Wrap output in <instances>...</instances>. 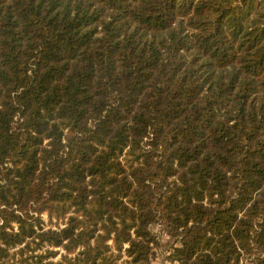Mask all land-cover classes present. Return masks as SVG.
Segmentation results:
<instances>
[{"label": "trees", "instance_id": "obj_1", "mask_svg": "<svg viewBox=\"0 0 264 264\" xmlns=\"http://www.w3.org/2000/svg\"><path fill=\"white\" fill-rule=\"evenodd\" d=\"M157 224L264 264V0H0V264H151Z\"/></svg>", "mask_w": 264, "mask_h": 264}, {"label": "rangeland", "instance_id": "obj_2", "mask_svg": "<svg viewBox=\"0 0 264 264\" xmlns=\"http://www.w3.org/2000/svg\"><path fill=\"white\" fill-rule=\"evenodd\" d=\"M45 219L48 220L47 215H44ZM154 233L160 241V246H155L153 254L151 257V264H172L167 260L169 255V250L172 245H178V242H175L172 237H170L164 227L160 224H157L153 227ZM240 264H254L250 259H245Z\"/></svg>", "mask_w": 264, "mask_h": 264}]
</instances>
